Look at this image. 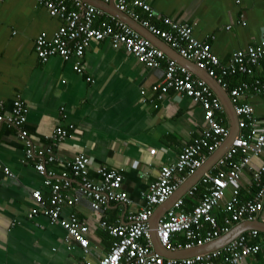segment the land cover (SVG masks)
Segmentation results:
<instances>
[{"label":"crops","instance_id":"obj_1","mask_svg":"<svg viewBox=\"0 0 264 264\" xmlns=\"http://www.w3.org/2000/svg\"><path fill=\"white\" fill-rule=\"evenodd\" d=\"M143 1L150 5L154 15L148 18L137 9L142 18L159 28H166L160 22L162 17L192 25L193 35L208 42L222 63L232 52L258 43L264 33V0ZM60 25L61 21L50 17L35 0H0V103L9 112L14 99L21 98L28 108L24 129L36 146L48 145L57 127L73 125L69 136L53 146L57 162L46 164L47 171L58 176L74 156L84 154L92 161L90 174L96 182L100 179L96 166L122 174L121 189L128 195L129 203H112L100 213H95L85 199L73 207L66 206L63 218L74 213L90 227L89 254L84 255L76 245L69 249L61 227L51 224L45 216L28 217L35 208L30 193L40 190L47 199L50 191L33 163L24 159V146L17 131L1 125L0 264H97L113 243L100 222L112 226L127 224L130 214L144 208L143 194L156 179L160 166L175 162L183 147L204 128L203 111L189 98L170 89L158 99L153 87L162 81L163 69L139 64L109 40L90 44L82 58L81 73L74 71V59L64 61L53 56L47 62L40 61L34 48L36 37L43 32L51 36ZM255 76L264 78V66ZM250 80L251 77L237 76L228 85L233 87ZM241 102L251 104L256 118H264V101L259 96L247 94ZM260 163H264V153L252 159L251 165L256 167ZM215 166L216 163L202 173L198 170L183 182L182 185L192 181L178 198L183 201L185 213H192L200 204L205 191L200 180ZM5 170L11 176L5 175ZM244 182L247 187L251 184L249 173ZM195 185L198 191L190 195ZM252 192L243 189L242 199L252 198ZM74 194L77 193L70 195ZM229 196L227 191L226 197ZM212 215L221 227L220 211L216 209ZM262 218L264 206L256 219L264 223ZM209 232L210 225L204 223L199 237L204 238ZM173 242L183 245L185 235L175 237ZM248 244L264 243L257 237L249 239ZM241 264H264V249L249 255Z\"/></svg>","mask_w":264,"mask_h":264},{"label":"built area","instance_id":"obj_2","mask_svg":"<svg viewBox=\"0 0 264 264\" xmlns=\"http://www.w3.org/2000/svg\"><path fill=\"white\" fill-rule=\"evenodd\" d=\"M35 1L47 10L50 17L61 21L51 36L43 32L36 37L34 48L40 61L47 62L53 56L64 61L74 59L73 69L81 73L82 58L90 44L109 40L115 48H123L127 54L132 55L139 64L149 69H163L162 81L153 87V91L158 93V99L172 89L198 104L203 111L204 128L201 134L183 147L175 162L160 166L156 179L143 194L144 208L130 214L127 217L128 223L122 226L100 222V227L113 238V243L97 264H241L249 255L261 252L264 244H248L249 239L257 237H261L264 243V233L255 230L242 233L223 248L191 258L171 260L154 252L149 220L155 209L166 203L187 177L199 170L204 161L226 140L229 130L224 123V109L203 80L187 68L177 65L127 24L104 10L83 0ZM101 1L112 2L119 12L165 42L182 58L195 63L198 69L205 71L227 92L238 118V137L216 162L215 170L206 172L200 180L205 190L200 204L188 214L182 210L183 201L178 199L159 219L156 232L162 247L173 252L190 250L227 234L242 222L255 221L264 206V163L256 167L251 163L252 159L264 153V118H256L251 104L241 102V98L251 94L264 101V78L255 76V72L264 66V33L258 43L232 52L226 63H222L208 42L198 40L193 35L192 25L162 17L160 22L166 28L157 27L136 11L141 10L148 18L154 15L150 5L143 0ZM235 75L251 77V80L230 88L223 79ZM3 108L0 103V127L6 125L17 131L24 146V159L33 163L50 191L47 199L40 190L30 193L35 208L28 217H47L51 224L65 231L64 243L69 249L76 245L84 255L89 254L87 234L90 227L74 213L63 218L62 210L66 206L73 207L80 199L88 200L95 213L105 211L112 203L128 204V195L121 189L122 174L115 169L96 166V175L100 177V181L96 182L90 174L92 161L84 154L74 156L60 175L48 172L46 164L57 162L53 146L69 136L73 125L57 127L51 133L48 145L36 146L24 129L28 108L21 98L17 96L14 99L9 112ZM246 173H249L251 183L248 187L244 182ZM5 175L11 176L7 170ZM198 188V185L193 186L189 194L193 195ZM243 189L246 192L252 190V198L242 199ZM227 191H230L229 198L226 197ZM72 192L77 194L70 195ZM216 209L222 214L221 227L217 226L216 217L212 215ZM204 223L210 225L212 232L202 238L198 231ZM179 235H185L186 242L183 245L173 242Z\"/></svg>","mask_w":264,"mask_h":264},{"label":"water","instance_id":"obj_3","mask_svg":"<svg viewBox=\"0 0 264 264\" xmlns=\"http://www.w3.org/2000/svg\"><path fill=\"white\" fill-rule=\"evenodd\" d=\"M85 2L104 10L106 13L113 15L117 19L126 23L131 29L135 30L139 35L144 37L145 39L152 42L156 47L161 49L165 52L167 56H169L172 60L176 61L178 64H181L188 68L195 76L203 79L207 85L213 90L216 96L219 98L220 102L222 103L224 110L226 112L230 133L227 140L222 144L219 149H217L210 159L205 163V165L200 169V173L204 172L208 167L214 165L217 160L227 151L230 147L232 141L238 136L239 128H238V118L236 117L233 105L228 97V94L225 90H223L217 82L209 77L207 73L203 70L197 68L195 63L188 61L182 58L177 52L171 49L165 42L157 38L156 36L149 33L145 28L139 25L137 22L133 21L130 17L126 14L119 12L116 8L115 10L111 7V2L105 3L101 0H84ZM192 181H188L182 187L179 188L178 191L174 193V195L164 204L158 206L155 211L153 212L150 220H149V227H150V234H151V241L153 245V250L164 257L165 259H178L184 258L189 256H194L199 253H205L209 251H214L219 248H223L236 237H238L241 233L246 232L248 230L256 229L260 232L264 233V223L260 219H256L255 221L251 222H242L235 227H233L227 234L222 235L221 237L213 240L210 243H207L203 247L195 248L193 250H180V251H168L162 247L157 237L156 228L158 225L159 219L164 215V213L170 209L173 203L182 195L185 190L188 188ZM263 219V218H262ZM264 220V219H263Z\"/></svg>","mask_w":264,"mask_h":264},{"label":"bare ground","instance_id":"obj_4","mask_svg":"<svg viewBox=\"0 0 264 264\" xmlns=\"http://www.w3.org/2000/svg\"><path fill=\"white\" fill-rule=\"evenodd\" d=\"M134 31H135V30H134ZM138 34H139V33H138ZM140 36H141V35H140ZM143 38H144V37H143ZM146 40H147V39H146ZM148 41H149V40H148ZM149 42H150V41H149ZM150 43H151L153 46H155L152 42H150ZM155 47H156V46H155ZM156 48L159 49L158 47H156ZM159 50H161V49H159ZM161 51H162V50H161ZM162 52H163V51H162ZM163 53L165 54V52H163ZM165 55H166V54H165ZM166 56H167V55H166ZM167 57H168L169 59H171L169 56H167ZM171 60H172V59H171ZM172 61H174V60H172ZM174 62H175L177 65H179V66L185 67V66H183V65H181V64H178L176 61H174ZM185 68H186V67H185ZM187 69H188V68H187ZM188 70H189V69H188ZM189 71H190V70H189ZM190 72H191V71H190ZM191 73H192V72H191ZM192 74H193V73H192ZM193 75H194V74H193ZM196 77H197V76H196ZM198 78H199V77H198ZM199 79H201V78H199ZM201 80H203V79H201ZM203 81H204V80H203ZM204 82H205V81H204ZM205 83H206V82H205ZM206 84H207V83H206ZM210 89H211V88H210ZM211 90H212V89H211ZM212 91H213V90H212ZM214 94H215V93H214ZM215 95H216V94H215ZM216 97H217V96H216ZM217 98H218V97H217ZM218 99H219V98H218ZM219 101H220V100H219ZM220 103H221V102H220ZM221 105H222V103H221ZM222 107H223V105H222ZM223 109H224V107H223ZM224 116H225V121H224L225 126L228 128L229 133H230L229 122H228V118H227V115H226L225 110H224ZM228 137H229V135H228ZM228 137H227V138H228ZM237 137H238V136H237ZM237 137H236V138H237ZM227 138H226V140H227ZM236 138H235V139H236ZM235 139H234V140H235ZM226 140H225V141H226ZM234 140H233V141H234ZM225 141H224V142H225ZM233 141H232V142H233ZM224 142H223V143H224ZM223 143H222V144H223ZM222 144H221V146H222ZM231 144H232V143H231ZM221 146H220V147H221ZM218 149H219V148H218ZM228 149H229V148H228ZM228 149H227V150H228ZM223 155H224V154H223ZM223 155H222V156H223ZM222 156H221V157H222ZM221 157H220V158H221ZM220 158H219V159H220ZM219 159H218V160H219ZM218 160H217V161H218ZM201 168H202V167H201ZM201 168H200V169H201ZM200 169H199V170H200ZM197 171H198V170H197ZM197 171H196V172H197ZM196 172H195V173H196ZM195 173H194V174H195ZM194 174H193V175H194ZM178 189H179V188H178ZM178 189H177V190H178ZM177 190H176V191H177ZM176 191H175V192H176ZM175 192H174V193H175ZM174 193H173V195H174ZM173 195H172V196H173ZM172 196H171V197H172ZM171 197H170V198H171ZM173 204H174V203H173ZM171 207H172V206H171ZM168 210H169V209H168ZM165 213H166V212H165ZM247 222H251V221H247ZM252 230H255V231L259 232V233H263V232H260L259 230H256V229H252ZM248 231H251V230H248ZM246 232H247V231H246ZM243 233H244V232H243ZM241 234H242V233H241ZM241 234H240V235H241ZM150 235H151V234H150ZM151 242H152V241H151ZM205 245H206V244H205ZM152 246H153V245H152ZM203 246H204V245H203ZM203 246H200V247H203ZM195 248H199V247H195ZM195 248H193V249H195ZM193 249H190V250H193ZM154 252H155V251H154ZM209 252H212V251H209ZM209 252L199 253V254H197V255H200V254H206V253H209ZM155 253H156V252H155ZM157 254H158V253H157ZM158 255H159V254H158ZM160 256H161V255H160ZM194 256H196V255H194ZM194 256H189V257H184V258H178L177 260L185 259V258H191V257H194ZM161 257H162V256H161ZM163 258H164V257H163ZM171 260H176V259H171Z\"/></svg>","mask_w":264,"mask_h":264},{"label":"trees","instance_id":"obj_5","mask_svg":"<svg viewBox=\"0 0 264 264\" xmlns=\"http://www.w3.org/2000/svg\"><path fill=\"white\" fill-rule=\"evenodd\" d=\"M237 77V75H235V76H227V77H224V81L228 84V82L233 78H236ZM233 87H235V86H233ZM230 88H232V87H230ZM180 236V235H179ZM214 261H217V260H214ZM213 261V262H214Z\"/></svg>","mask_w":264,"mask_h":264}]
</instances>
